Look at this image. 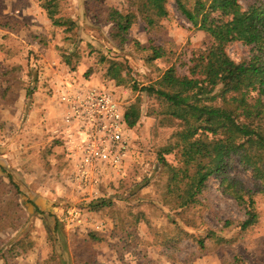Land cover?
Segmentation results:
<instances>
[{"label": "rangeland", "instance_id": "rangeland-1", "mask_svg": "<svg viewBox=\"0 0 264 264\" xmlns=\"http://www.w3.org/2000/svg\"><path fill=\"white\" fill-rule=\"evenodd\" d=\"M44 1L0 0V264H264V182L237 158L228 175L245 199L255 200L253 226L242 229L245 207L224 191L218 175L191 206L164 203L168 175L159 153L179 125L161 113L163 103L138 88L172 65L188 74L209 35L175 0L158 27L139 19L123 43L113 38L108 15L111 7L131 9V0H55L62 25L53 23ZM150 44L162 45L164 55L152 58ZM227 51L241 61L250 46L234 42ZM95 85L111 91L125 110L139 101L142 117L129 126L121 168H102L98 183L83 184L57 134L59 96L68 87ZM166 157L178 164L177 153ZM102 198L111 205L94 210ZM208 229L229 241L207 239L201 248L196 239ZM92 232L102 240H92ZM11 246L19 254L2 257Z\"/></svg>", "mask_w": 264, "mask_h": 264}, {"label": "trees", "instance_id": "trees-1", "mask_svg": "<svg viewBox=\"0 0 264 264\" xmlns=\"http://www.w3.org/2000/svg\"><path fill=\"white\" fill-rule=\"evenodd\" d=\"M175 2L180 13L194 27L204 30L211 41L195 52L188 74L179 73L172 65L155 81L138 88L163 103L161 113L179 125L159 153V162L168 175L164 203L173 208L191 206L207 189L211 176L218 175L224 191L245 207L246 218L241 223L244 230L257 223L258 211L255 200L250 196L244 198L238 180L228 175V169L237 158L253 178L264 182V0H250L246 5L241 0ZM129 3L131 9L111 7L108 15L113 23L112 36L120 43L127 39L137 20L142 19L150 29L158 27L169 15L170 0ZM43 6L54 24L65 23L57 16L55 0L44 1ZM234 42L250 46V55L241 61L234 60L227 51V46ZM148 47L152 49V58L164 55L162 45ZM153 113L154 109L147 114ZM141 117L139 101L125 110L130 127ZM171 152L179 155L178 164L166 157ZM109 204V200L102 198L92 206L99 211ZM186 223L195 224L190 219ZM91 238L102 240L98 232H92ZM207 239L216 244L229 241L214 229H208L196 241L205 248ZM7 253L2 257L17 255L19 251L11 246Z\"/></svg>", "mask_w": 264, "mask_h": 264}, {"label": "built area", "instance_id": "built-area-1", "mask_svg": "<svg viewBox=\"0 0 264 264\" xmlns=\"http://www.w3.org/2000/svg\"><path fill=\"white\" fill-rule=\"evenodd\" d=\"M59 100L63 113L57 134L80 183H98L102 168H121L130 137L125 109L116 96L97 85L80 86L68 87Z\"/></svg>", "mask_w": 264, "mask_h": 264}]
</instances>
